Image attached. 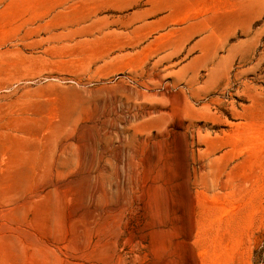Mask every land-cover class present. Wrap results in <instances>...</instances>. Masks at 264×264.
I'll return each mask as SVG.
<instances>
[{
    "label": "rangeland",
    "instance_id": "rangeland-1",
    "mask_svg": "<svg viewBox=\"0 0 264 264\" xmlns=\"http://www.w3.org/2000/svg\"><path fill=\"white\" fill-rule=\"evenodd\" d=\"M0 264H264V0H0Z\"/></svg>",
    "mask_w": 264,
    "mask_h": 264
}]
</instances>
